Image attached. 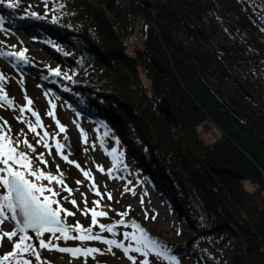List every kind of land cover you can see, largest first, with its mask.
Segmentation results:
<instances>
[{
	"label": "trees",
	"instance_id": "1",
	"mask_svg": "<svg viewBox=\"0 0 264 264\" xmlns=\"http://www.w3.org/2000/svg\"><path fill=\"white\" fill-rule=\"evenodd\" d=\"M150 1L146 7L139 0H46L45 14L32 15L29 7L8 8L4 0L0 21L32 34L35 45L74 73L69 68L57 76L1 57L49 83L130 152V165L195 232L176 257L264 264V0ZM131 15L140 20L141 36L145 24L156 28L164 59L143 39L134 42ZM163 97L178 127L159 113ZM7 114L0 108L18 134V123ZM199 127L219 134L206 142ZM246 181L256 188L244 189Z\"/></svg>",
	"mask_w": 264,
	"mask_h": 264
},
{
	"label": "rangeland",
	"instance_id": "2",
	"mask_svg": "<svg viewBox=\"0 0 264 264\" xmlns=\"http://www.w3.org/2000/svg\"><path fill=\"white\" fill-rule=\"evenodd\" d=\"M45 1L18 0L23 7H29L30 10H33L38 15H44L49 7ZM131 1L125 0V3L128 4ZM130 18V23L136 31L133 38L137 40H133L139 44L143 39V35L141 36L139 32L140 20H137L133 15ZM54 30L57 29L54 28ZM262 36H264L263 30ZM40 46L34 44L32 34L17 29L13 25L8 26L0 21V76L4 77L3 80H0V88H3L8 98L13 101L11 106L6 101L0 102V108L11 115L12 119L18 123V128H20L17 129L19 132L17 134L14 129L12 130L11 125L6 122V116L0 115V130L6 132L14 142L18 143L19 151L29 155L34 169H42L45 173L55 176L59 175L57 171V166H59V171L63 173L64 183L68 188L72 189V193L69 195L67 191L62 190L55 182L50 186L59 191L60 195L56 199L60 202V205L75 213L73 216L67 217H64L63 213L61 214L68 225H75L79 222L85 228L90 227V212L85 215L81 210L85 209V200L87 201V209L96 207L93 202L99 201L97 211H105L107 216L97 218L98 224L92 227L93 233L101 235L104 239H115L123 243L125 247L129 244L135 247V242L125 240L123 233L135 232L136 229L132 225L136 224L148 236L151 232L159 240H156V242L162 252L166 251L167 257L157 256L155 252H150L147 256H141L140 253L131 251L125 254L122 249L114 246L109 252L108 248L110 246L101 241L53 239L47 233L44 235L43 239L45 241L53 239L54 245L58 247L100 249L99 252L89 256H73L70 253L60 252L55 248L52 250L40 248L39 240L34 233H30L29 235L33 237L30 243L36 247L40 259L37 260L31 251L22 253L17 259L21 260V262L29 260L32 264H133V261L128 258L132 256L136 264H141V261L145 259L148 260L149 264H201L200 261L195 262L194 260L175 256L180 253L178 249H185L191 245V242L195 240V232L187 223L181 220L175 209L164 199L162 193L146 180L144 174L130 165V156H128L130 152L127 151L125 153L120 148L118 139H115L112 133H108L107 128L102 123L77 112L78 109L71 108L65 97L56 92L53 87H50L49 83H46L36 75L26 73L19 66L14 65L13 67L8 63L7 59L1 57V54L8 58L11 56L7 55V53L24 52L26 59L21 61L34 63L36 66L45 68L49 73L54 74L58 70L59 75H64L66 69L69 68L74 73L71 66L69 68L63 67L53 55H50L45 49H41ZM237 76L240 80L245 77L243 72H240ZM28 100L32 101L30 107L39 114L44 126L43 128H38L37 132L41 136L45 130L50 134L48 138V143L51 145L50 149L45 148L41 143H37L39 137L28 130L26 122H34L36 119L29 111L20 112L21 107L27 106ZM53 105H55L54 109L52 108ZM49 111H54L55 118L47 115ZM57 120L64 126L65 132L59 131L56 125ZM197 132L206 142L213 141L215 136L219 134L218 130L209 127H199ZM21 133H23L25 138H20ZM66 135L69 137L74 153L69 154L63 147V154L68 157V161L73 163L62 159L61 155L56 151V140H59L62 144L63 137ZM53 137L55 138L53 139ZM25 139L34 146L35 152H32L23 144ZM85 139L87 142H85ZM140 148L142 149L141 145ZM39 154H43L47 165L40 163L36 159ZM77 164L80 166L79 168L76 167ZM41 165H44V167ZM100 169H103V171H100ZM81 170L89 172L90 178H85ZM76 181H81V183L77 184ZM42 183L48 185V181H42ZM93 184L95 188H93ZM243 187L248 191H253L256 188L247 181L243 182ZM96 189L101 193L100 196L95 194ZM4 192L5 190L0 188V195H3ZM108 194H111V199L108 198ZM71 199L76 200L78 207L73 206L69 202ZM121 213L125 215L121 216ZM5 214L11 215L7 209H5ZM120 220L125 223L117 225L115 229L116 235L100 232L99 224H116ZM13 230H16L14 221L8 220L0 224V235L3 232ZM71 234L76 235V233ZM19 235L20 233L12 241L7 238L0 239V256L13 250L14 241L18 240ZM236 242L241 246L243 244L238 235ZM209 244L211 248L220 251L224 250L225 247L224 244L219 247L215 243L210 242ZM199 247L201 246L199 245ZM168 257H174L175 259L172 260ZM9 264H15V262L11 261Z\"/></svg>",
	"mask_w": 264,
	"mask_h": 264
},
{
	"label": "snow or ice",
	"instance_id": "3",
	"mask_svg": "<svg viewBox=\"0 0 264 264\" xmlns=\"http://www.w3.org/2000/svg\"><path fill=\"white\" fill-rule=\"evenodd\" d=\"M4 0H0V4H3ZM19 6L18 0H9L7 3L8 8H16ZM36 15V14H32ZM7 55L14 56L17 59H26L24 52H12L7 53ZM59 75L58 70L55 72ZM4 77L0 76V80ZM6 101L9 106L12 105L13 101L7 96L3 88H0V102ZM32 101H27L26 107H21L20 112L25 111L31 112L32 116L36 119L34 122H26L28 124V130L36 134L39 139L37 143L43 144L45 148L50 149L51 145L48 143V138L50 134L45 130L41 136L37 132L38 128H43V123L40 119L38 113L33 111L30 107ZM55 108V105L52 106ZM47 115L55 118L54 111H49ZM6 123V122H5ZM56 125L60 132H65L66 129L63 125L56 121ZM55 137H53L54 139ZM85 142L86 139H85ZM23 144L35 152L33 145L29 144L27 139L23 141ZM18 143L14 142L12 138L7 135L6 132L0 130V188L5 190L3 195H0V224L5 221L11 220L15 222L16 230L10 232H3L0 235V239L7 238L12 241L14 237L18 236V240L14 241L13 250L7 254L0 256V264H9V262L14 261L15 264H32L29 260L17 259L22 253H28L31 251L36 259H40L39 253L36 251V247L30 243L32 236L29 235V230L35 233L36 238L39 240V247L43 249H56L60 252L70 253L73 256L84 255L89 256L93 253H97L100 249L97 248H62L54 245L53 239H63V240H78V241H101L102 243L109 245L108 251L110 252L112 246L122 249L125 254L131 252L140 253L141 256H147L150 252H155L157 256H166V252L160 250L159 244L152 240L145 231L139 227V225L133 224L132 227L136 229L135 232H124L123 237L125 240H131L135 242V247L129 244L127 247L115 239H104L101 235L93 233L92 227L97 226L98 217L107 216L105 211H97L99 207V201H94L93 203L96 207L92 209H87V201L85 200V209L81 211L83 214L87 215L89 212L91 214V226L88 228L83 227L79 222L75 225H68L65 219L62 217L73 216L75 213L68 211L60 205V202L56 199L60 195L59 191L55 190L50 185L55 182L62 190L67 191L69 195L72 193V189L68 188L64 183L63 173L59 171V166H57V171L59 175H52L50 173H45L42 169H34L32 166V161L29 155L23 151L18 150ZM56 151L61 155V158L68 161V157L63 154V145L56 140L55 142ZM36 159L45 165L47 161L44 160L43 154L37 155ZM73 163L72 161H68ZM77 168L80 166L77 164ZM85 178H90V173L83 171ZM103 171V169H100ZM42 181H48V185L42 183ZM80 184L81 181H76ZM93 188L95 185L93 184ZM95 194L100 196L101 193L98 189L95 190ZM108 198L111 199V194H108ZM67 199V197H65ZM73 206H77L75 199L69 201ZM55 205V207H54ZM5 209L11 215L5 214ZM125 215L124 213L120 214ZM123 220L117 221L116 224H99L100 232H108L116 235L115 229L118 224H124ZM49 234L53 239L45 241L43 239L45 234ZM71 233H76L72 235ZM138 233V234H137ZM136 264L135 259L132 256L128 257ZM174 260V257H168ZM141 264H149L148 260L141 261Z\"/></svg>",
	"mask_w": 264,
	"mask_h": 264
},
{
	"label": "water",
	"instance_id": "4",
	"mask_svg": "<svg viewBox=\"0 0 264 264\" xmlns=\"http://www.w3.org/2000/svg\"><path fill=\"white\" fill-rule=\"evenodd\" d=\"M140 3L146 7L150 6L151 1L150 0H139ZM143 39L144 42L151 48L152 52L160 57L161 59H164L163 54L159 51V36H158V31L156 30V28L151 25V24H145L143 27ZM152 63L154 64V66L156 67V69L158 71H161L162 68L157 60L156 57L152 58ZM224 104L226 106H228V108L233 111V108L229 107V105L227 104V102L224 101ZM158 111L159 113L163 116V120L167 123H173L176 127L179 126V122L177 121V118L172 110V107L169 103V101L163 97L160 99V101L158 102ZM62 145L64 146V148L68 151L69 154H73L74 153V149L70 144V140L69 137L66 135L63 137L62 140ZM227 174L234 178V179H243V175H241L238 172H234V171H229L227 172ZM34 233L31 230H29V233ZM35 234V233H34Z\"/></svg>",
	"mask_w": 264,
	"mask_h": 264
},
{
	"label": "built area",
	"instance_id": "5",
	"mask_svg": "<svg viewBox=\"0 0 264 264\" xmlns=\"http://www.w3.org/2000/svg\"><path fill=\"white\" fill-rule=\"evenodd\" d=\"M134 40L136 41L137 39H136V38H134Z\"/></svg>",
	"mask_w": 264,
	"mask_h": 264
},
{
	"label": "bare ground",
	"instance_id": "6",
	"mask_svg": "<svg viewBox=\"0 0 264 264\" xmlns=\"http://www.w3.org/2000/svg\"><path fill=\"white\" fill-rule=\"evenodd\" d=\"M134 39V38H133Z\"/></svg>",
	"mask_w": 264,
	"mask_h": 264
}]
</instances>
